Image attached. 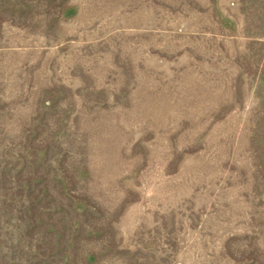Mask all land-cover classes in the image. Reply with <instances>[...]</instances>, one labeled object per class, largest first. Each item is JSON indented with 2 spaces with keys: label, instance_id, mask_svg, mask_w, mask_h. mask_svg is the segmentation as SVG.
I'll list each match as a JSON object with an SVG mask.
<instances>
[{
  "label": "rangeland",
  "instance_id": "obj_1",
  "mask_svg": "<svg viewBox=\"0 0 264 264\" xmlns=\"http://www.w3.org/2000/svg\"><path fill=\"white\" fill-rule=\"evenodd\" d=\"M0 264H264V0H0Z\"/></svg>",
  "mask_w": 264,
  "mask_h": 264
}]
</instances>
